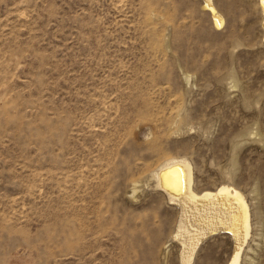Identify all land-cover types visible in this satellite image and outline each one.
Instances as JSON below:
<instances>
[{"label":"rangeland","instance_id":"1","mask_svg":"<svg viewBox=\"0 0 264 264\" xmlns=\"http://www.w3.org/2000/svg\"><path fill=\"white\" fill-rule=\"evenodd\" d=\"M212 2L218 28L203 0H0V264H180L173 161L245 195L240 264H264L261 13Z\"/></svg>","mask_w":264,"mask_h":264},{"label":"bare ground","instance_id":"2","mask_svg":"<svg viewBox=\"0 0 264 264\" xmlns=\"http://www.w3.org/2000/svg\"><path fill=\"white\" fill-rule=\"evenodd\" d=\"M215 27L223 17L212 0H203ZM261 13L264 37V0H255ZM157 186L180 211V225L174 239L180 244V264H192L201 245L218 233H226L232 242L226 264H240L250 238V209L245 195L234 186L223 183L214 190L196 192L192 168L183 161L162 165L154 173Z\"/></svg>","mask_w":264,"mask_h":264}]
</instances>
